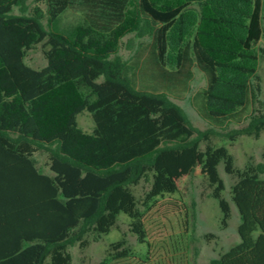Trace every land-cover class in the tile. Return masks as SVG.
Segmentation results:
<instances>
[{"label":"trees","instance_id":"obj_1","mask_svg":"<svg viewBox=\"0 0 264 264\" xmlns=\"http://www.w3.org/2000/svg\"><path fill=\"white\" fill-rule=\"evenodd\" d=\"M27 1L0 0V264H70L68 246L85 247L86 235L98 241L120 213L143 243L141 207L178 192L187 175L207 180L226 226L220 162L236 178L239 242L209 264H264V164L249 159L235 168L225 146L210 144L211 129L198 130L165 92L139 89L135 80L140 74L157 87L184 89L196 67L206 78L203 117H239L254 98L248 123L225 136L258 138L264 0H135L133 10L132 0H32L29 12ZM70 9L82 21L61 29ZM132 32L150 42L131 65L116 53ZM36 45L45 60L38 68L25 61ZM83 111L91 132L77 125ZM39 151L48 153L47 171L36 165ZM141 182L148 185L142 201L134 193ZM131 253L120 238L97 264Z\"/></svg>","mask_w":264,"mask_h":264},{"label":"rangeland","instance_id":"obj_2","mask_svg":"<svg viewBox=\"0 0 264 264\" xmlns=\"http://www.w3.org/2000/svg\"><path fill=\"white\" fill-rule=\"evenodd\" d=\"M135 0H132L129 9H134ZM28 12L35 5L32 0L27 1ZM45 9L43 3L39 4ZM14 13H20L14 8ZM82 13L76 9L67 10L59 20L61 29L79 24ZM44 25L46 22L44 21ZM262 36L256 47L264 48V24ZM150 42L149 36L138 37L135 33H128L120 39L117 55L131 65L135 57L144 56L146 47ZM25 61L28 65L38 68L45 64L41 45L27 51ZM257 74L261 81L260 99L264 100V57L259 56ZM136 86L142 90L162 91L169 99L178 104L185 112L190 123L198 130L211 129L213 146H225L233 157L235 168L242 169L250 159L253 163H263L264 157V131L258 138L240 135L236 140L230 141L225 136L229 130L245 126L249 116L254 114L258 104L251 98L248 105L240 112L239 117L215 121L204 118L202 115L201 92L206 86L205 75L196 67L192 68V78L184 89L167 90L155 86L150 80L140 74L135 77ZM77 125L83 131L91 132L94 123L87 111L79 113L76 117ZM204 149L205 143H201ZM47 152L35 153L36 165L47 171ZM219 176L223 180L224 189L222 196L230 205V218L226 226L221 225L222 213L217 199L211 197V189L203 176L187 175L178 182V192L157 197L150 205L141 207L144 211L143 223L147 237L145 242L137 241L134 234L129 232V219L124 213L117 216L116 225L94 242L90 235L84 238L88 244L80 247L78 243L68 246L71 255L70 264H97L106 255L110 243L120 238L126 241L131 248V256L111 261L109 264H209L213 258L225 252L229 247L239 242L237 226L239 214L231 200V186L235 182L234 175L225 172L222 162L217 166ZM264 178V173L261 174ZM147 183L141 182L134 188L137 198L142 201ZM139 201V203H140ZM149 207V208H148ZM185 212L187 213L188 226L185 230ZM212 235V236H209Z\"/></svg>","mask_w":264,"mask_h":264}]
</instances>
